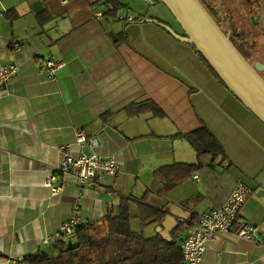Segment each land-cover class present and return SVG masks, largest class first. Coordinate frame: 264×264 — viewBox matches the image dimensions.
Returning <instances> with one entry per match:
<instances>
[{"label":"crops","instance_id":"obj_1","mask_svg":"<svg viewBox=\"0 0 264 264\" xmlns=\"http://www.w3.org/2000/svg\"><path fill=\"white\" fill-rule=\"evenodd\" d=\"M117 3L112 11L107 0H0V65L19 66L11 82L0 85V264H18L51 246L72 215L77 182L69 180L55 196L45 185L67 150L115 155L122 163L118 176L101 177L85 192L88 222L117 214L123 197L146 196L166 213L162 224L143 228L137 204L129 203L132 229L151 234L146 236L169 237L179 227L184 239L238 183L252 187L239 221L253 227L255 239L220 234L199 264H264V124L188 42L146 21L183 35L164 4ZM127 10L134 21L117 18ZM15 40L23 41L18 51L12 49ZM46 57L66 62L52 78L43 66ZM135 105L146 109L129 110ZM202 127L225 155L205 156L198 172L163 191L157 175L163 166L198 162L183 135ZM79 131L97 145L78 144ZM46 236L51 242L42 245Z\"/></svg>","mask_w":264,"mask_h":264},{"label":"trees","instance_id":"obj_2","mask_svg":"<svg viewBox=\"0 0 264 264\" xmlns=\"http://www.w3.org/2000/svg\"><path fill=\"white\" fill-rule=\"evenodd\" d=\"M234 1L237 3L228 0L226 4L231 7L226 10L227 14L221 15V19L204 7L221 29L230 35L235 47L253 66L256 62L264 63V48L256 38L258 34L256 29L248 23L247 13L244 12V0ZM107 2L113 6L112 11L119 6L117 0H107ZM160 3L162 2L160 1ZM234 5L237 6L236 9ZM221 20L225 25L220 24ZM225 21H227L228 27ZM182 34L185 35L183 30ZM124 37L125 35L121 36V38ZM190 45L212 75L229 90L209 63L196 50V47ZM132 108H135V112L146 109L144 105L131 106L129 110ZM153 111L156 114L160 113L157 108H154ZM104 117L105 115L102 116V118ZM183 137L193 145L199 160L195 164L175 163L163 166L157 173L164 181L163 191L171 189L187 179L192 173L198 172L204 165L205 156L216 158L220 154L225 155L223 146L207 127L187 133ZM146 200V196L140 200L123 197L117 214L109 213L100 220L82 224L68 238L58 237L51 244L58 252L56 256H52L47 249H40L21 259L18 264H184L182 242L180 241V234L183 231L181 228L175 227L169 237L160 233L146 236L143 232H136L132 229V216L129 211L131 201L138 206V218L143 228L162 224L166 217V213L162 209L149 205ZM69 241L72 242L70 246ZM0 255L2 254L0 253Z\"/></svg>","mask_w":264,"mask_h":264},{"label":"built area","instance_id":"obj_3","mask_svg":"<svg viewBox=\"0 0 264 264\" xmlns=\"http://www.w3.org/2000/svg\"><path fill=\"white\" fill-rule=\"evenodd\" d=\"M148 4L155 5L160 0H146ZM96 17H103V10H97ZM117 18L132 22L136 16L130 10L118 13ZM22 40L12 42V49L18 51L21 49ZM66 65L64 60H58L52 57H46L43 60L44 69L49 77H53L57 69ZM19 71L17 64L0 65V85L11 82ZM77 143H90L97 145L95 138L87 137L84 131L77 133ZM122 163L115 155L101 156L97 153H87L81 151L78 154L70 150L64 152L58 173L50 172L45 180V185L50 188L52 195H58L63 191V187L69 180H75L78 184V193L72 207V215L64 221L57 232V237L68 238L76 232L78 226L88 223L86 217L82 214L84 207V197L87 189L92 188L97 179L101 177L114 178L121 172ZM60 176H59V175ZM196 180L199 176L194 175ZM254 189L244 183H238L232 190L231 195L225 204L218 209L209 210L203 213L196 225H194L184 237L181 248L183 250L184 264H199L204 253L211 248L216 238L223 233L235 232L240 238L254 240L253 227L246 221H239V214L248 198L253 194ZM51 242V237L46 236L42 245Z\"/></svg>","mask_w":264,"mask_h":264},{"label":"water","instance_id":"obj_4","mask_svg":"<svg viewBox=\"0 0 264 264\" xmlns=\"http://www.w3.org/2000/svg\"><path fill=\"white\" fill-rule=\"evenodd\" d=\"M168 9L185 35L167 28L177 39L186 41L209 63L239 101L264 124V64L253 66L235 47L200 0H160ZM40 3L36 2V6ZM183 241V238L180 239ZM69 241V246L71 245Z\"/></svg>","mask_w":264,"mask_h":264},{"label":"flooded vegetation","instance_id":"obj_5","mask_svg":"<svg viewBox=\"0 0 264 264\" xmlns=\"http://www.w3.org/2000/svg\"><path fill=\"white\" fill-rule=\"evenodd\" d=\"M200 1L210 12H213L216 17H217L216 14L218 9H221V7L225 6V3L228 2V0H200ZM243 5H244V12L247 13V20L249 25L254 29L261 26L264 23V16L262 15V13L264 14V12H262V10H264V0H244ZM253 7H255L256 9H260V11L258 12L256 11L254 13V9H251ZM249 10L251 11V13L249 12ZM220 24L225 25V23L222 20L220 21ZM257 63H261V62H256L254 66ZM260 73L264 77V68L260 71Z\"/></svg>","mask_w":264,"mask_h":264},{"label":"rangeland","instance_id":"obj_6","mask_svg":"<svg viewBox=\"0 0 264 264\" xmlns=\"http://www.w3.org/2000/svg\"><path fill=\"white\" fill-rule=\"evenodd\" d=\"M233 3H237L236 1H234V0H231ZM230 7H231V5H228V4H226L225 3V6H223V7H221V9H218V11H217V16L220 18L221 17V15L223 16V15H225V14H227V12H226V10H229L230 9ZM234 7H235V9H236V5H234ZM255 7H257V6H255ZM255 7H253V8H251V9H254V13L257 11H260V9H256ZM249 12L251 13V11L249 10ZM262 12H264V10H262ZM262 15L264 16V14L262 13ZM226 22V24H227V21H225ZM254 26V25H253ZM227 27H228V24H227ZM255 27V26H254ZM228 30H229V28H228ZM256 31H257V35H256V38L259 40V44H261V46L264 48V42H262V41H264V23L261 25V26H259L258 28H256ZM212 165L215 167L216 165H214L213 163H212ZM136 226V225H135ZM136 229H141V227H136ZM144 234L145 235H151L148 231L146 232V231H144ZM49 252H50V254L52 255V256H56L57 254H58V252L52 247V246H48L47 248H46Z\"/></svg>","mask_w":264,"mask_h":264}]
</instances>
